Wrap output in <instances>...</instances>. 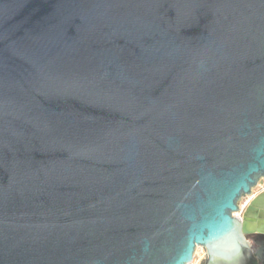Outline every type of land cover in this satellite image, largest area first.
<instances>
[{
	"label": "water",
	"instance_id": "water-1",
	"mask_svg": "<svg viewBox=\"0 0 264 264\" xmlns=\"http://www.w3.org/2000/svg\"><path fill=\"white\" fill-rule=\"evenodd\" d=\"M263 177L264 0H0V264H264Z\"/></svg>",
	"mask_w": 264,
	"mask_h": 264
},
{
	"label": "rangeland",
	"instance_id": "rangeland-1",
	"mask_svg": "<svg viewBox=\"0 0 264 264\" xmlns=\"http://www.w3.org/2000/svg\"><path fill=\"white\" fill-rule=\"evenodd\" d=\"M263 189H264V177L261 178L260 180H258L257 184L252 187L251 193L249 195H251L253 193L255 195L258 192L262 191ZM249 195H245L244 197H242V199H240L239 206H240V203L244 202L246 200V197ZM243 209H242V211H243ZM235 213H237V212H234V214ZM238 215H241V212ZM205 256H206L205 249L202 246H198V247H196V249L194 251L192 260L188 264H200V262L205 258Z\"/></svg>",
	"mask_w": 264,
	"mask_h": 264
},
{
	"label": "bare ground",
	"instance_id": "bare-ground-1",
	"mask_svg": "<svg viewBox=\"0 0 264 264\" xmlns=\"http://www.w3.org/2000/svg\"><path fill=\"white\" fill-rule=\"evenodd\" d=\"M253 197H254V193L251 194V195H249V196H247V197H246V200H245L244 202H241V203H240V208L243 209V208L247 205V203H248ZM238 214H239V212L235 213L234 215H238ZM197 247H198V246H197Z\"/></svg>",
	"mask_w": 264,
	"mask_h": 264
}]
</instances>
